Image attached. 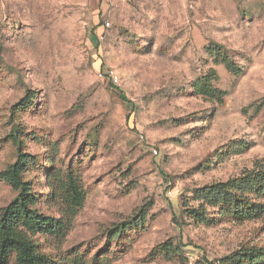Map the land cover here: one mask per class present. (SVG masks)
Masks as SVG:
<instances>
[{"label":"rangeland","instance_id":"1","mask_svg":"<svg viewBox=\"0 0 264 264\" xmlns=\"http://www.w3.org/2000/svg\"><path fill=\"white\" fill-rule=\"evenodd\" d=\"M210 44L242 73L214 63ZM209 67L222 102L193 88ZM106 69L116 84L98 76ZM262 97L264 0H0V170L16 155L15 124L46 159L25 175L42 212L57 216L53 151L85 190L64 241L39 238L53 264H203L264 247V214L239 223L209 208L200 223L183 206L195 187L264 165ZM14 195L0 182V207ZM149 203L144 225L107 239Z\"/></svg>","mask_w":264,"mask_h":264},{"label":"trees","instance_id":"2","mask_svg":"<svg viewBox=\"0 0 264 264\" xmlns=\"http://www.w3.org/2000/svg\"><path fill=\"white\" fill-rule=\"evenodd\" d=\"M208 52L214 63L223 64L233 75H239L243 69L237 66L218 44H210ZM219 75L215 68L209 67L198 77L193 88L206 100L222 102L225 91L215 82ZM113 84V83H112ZM123 97V95H120ZM124 98V97H123ZM29 101L20 100L12 105L14 109H26ZM264 105V97L259 106ZM27 133L12 125L6 138L15 147L14 160L0 170V182L10 186L15 195L0 207V264H53L50 256L40 248L39 238L55 243L64 241L70 231L74 217L85 200V190L79 176L68 167L65 170L55 166V153L49 156L50 165L45 169V182L50 190L49 200L57 207V216L49 215L39 208V198L33 190L31 180L26 179L30 171H42L46 159L32 154L23 148L22 136ZM264 194V165L258 170H246L241 175L224 181H215L195 187L190 196L185 197V212L196 222H205L209 208H215L219 214L232 217L236 222H244L261 217L264 205L259 198ZM150 203L142 205L129 220L123 221L108 230V240L118 238L131 226L144 225ZM170 252L171 247L164 248ZM264 247L240 248L217 260H204L203 264H262ZM75 264H79L75 262ZM91 264H106L99 260Z\"/></svg>","mask_w":264,"mask_h":264},{"label":"built area","instance_id":"3","mask_svg":"<svg viewBox=\"0 0 264 264\" xmlns=\"http://www.w3.org/2000/svg\"><path fill=\"white\" fill-rule=\"evenodd\" d=\"M105 25L108 26L109 23L105 22ZM97 74L99 77L107 78L113 84L118 82V76L112 69L98 70Z\"/></svg>","mask_w":264,"mask_h":264}]
</instances>
